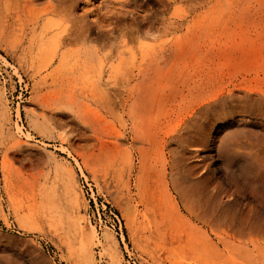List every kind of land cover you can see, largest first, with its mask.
<instances>
[{"label":"rangeland","instance_id":"rangeland-1","mask_svg":"<svg viewBox=\"0 0 264 264\" xmlns=\"http://www.w3.org/2000/svg\"><path fill=\"white\" fill-rule=\"evenodd\" d=\"M248 82L264 88V0H0V264H124L126 246L142 264H264V232L185 208L166 163L192 111ZM241 110L208 111L202 153L234 213L259 208L219 150L262 131Z\"/></svg>","mask_w":264,"mask_h":264},{"label":"bare ground","instance_id":"bare-ground-1","mask_svg":"<svg viewBox=\"0 0 264 264\" xmlns=\"http://www.w3.org/2000/svg\"><path fill=\"white\" fill-rule=\"evenodd\" d=\"M242 85L238 87L243 93L241 95L234 96L231 90L226 94L218 91L211 101L206 102L203 110L192 111L190 117L185 118L179 128L168 135L166 142H170L171 145L170 158L166 161L170 168L169 186L182 205L196 211L197 215L217 222H236L240 228L248 231L264 232V88L249 82ZM239 107L242 108L241 111L259 117L263 128L261 132L248 131L247 134L242 135L244 138L245 136L252 138L253 141L246 142L254 144L259 152L256 155L245 154L240 150L243 143H236L240 142L239 138L242 137L240 129L231 131L219 143L227 179L237 192L242 191L243 188L253 192L259 204V208L254 210L245 206L241 211L234 213L230 200L232 193L226 190L225 200L218 198L219 186L216 181L212 182V178L210 180L208 177L206 173L208 167L203 163L202 153H204L203 148L209 144L205 124L211 118L207 116L208 111L212 112L213 119H217L225 110L232 115ZM147 111V105L141 106V112ZM146 130L149 132V125L146 126ZM232 137H235V140ZM234 146L237 148H233ZM145 162L144 155V164ZM200 165L202 168L199 169ZM86 239L92 242L94 233L88 232Z\"/></svg>","mask_w":264,"mask_h":264},{"label":"built area","instance_id":"built-area-1","mask_svg":"<svg viewBox=\"0 0 264 264\" xmlns=\"http://www.w3.org/2000/svg\"><path fill=\"white\" fill-rule=\"evenodd\" d=\"M87 185H90V183L86 182ZM127 247V246H126ZM124 248V264H142L138 258L129 251L128 248Z\"/></svg>","mask_w":264,"mask_h":264}]
</instances>
